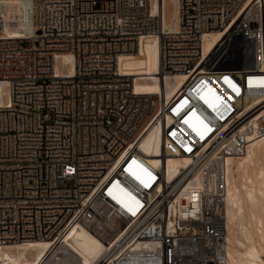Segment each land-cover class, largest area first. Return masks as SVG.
<instances>
[{
    "label": "built area",
    "instance_id": "built-area-1",
    "mask_svg": "<svg viewBox=\"0 0 264 264\" xmlns=\"http://www.w3.org/2000/svg\"><path fill=\"white\" fill-rule=\"evenodd\" d=\"M30 18L34 36L13 37L0 14V246L46 239L49 264L84 227L93 264H225V159L264 137V0H178L175 31L150 0H32ZM144 34L176 90L119 70ZM171 156L189 163L169 176Z\"/></svg>",
    "mask_w": 264,
    "mask_h": 264
},
{
    "label": "bare ground",
    "instance_id": "bare-ground-1",
    "mask_svg": "<svg viewBox=\"0 0 264 264\" xmlns=\"http://www.w3.org/2000/svg\"><path fill=\"white\" fill-rule=\"evenodd\" d=\"M32 0H0V14L4 32L8 36H34L35 25L30 18ZM158 12L164 29L175 31L178 25V0H150ZM173 10L171 11V9ZM217 35L214 37V39ZM56 70L72 72L69 54H63L55 64ZM119 70L134 77L135 91L157 93L163 89L170 93L180 87L184 75L159 78L158 38L144 34L133 52L121 53ZM159 137L156 130H149L140 147L147 153L158 155ZM158 163L156 157H150ZM185 156H171L166 160L167 174L175 175L186 167ZM223 176L226 184L224 202L225 264H264V137L253 141L237 157H226ZM50 243L46 239L25 241L16 245L0 246V264H37L48 254ZM101 241L84 227L72 231L66 238L62 251L49 264H93L101 254Z\"/></svg>",
    "mask_w": 264,
    "mask_h": 264
},
{
    "label": "snow or ice",
    "instance_id": "snow-or-ice-1",
    "mask_svg": "<svg viewBox=\"0 0 264 264\" xmlns=\"http://www.w3.org/2000/svg\"><path fill=\"white\" fill-rule=\"evenodd\" d=\"M225 80H227V77L224 78ZM207 103V101H205ZM209 107H212L211 105H209ZM196 116V113L193 111L191 116L188 118V119H185L183 121V123L185 124H189L190 123V120L192 119V117H195ZM189 151H191V149H189ZM133 163H135V161H133ZM125 171H129V169H125ZM130 175L133 176L134 179L138 180L140 183H143V181L140 179L139 176H136L134 173H130ZM149 175H151V173H149ZM144 187H149V185L147 184H144ZM109 195H111V191H109L108 193ZM113 199H115V197H113ZM133 215H135V213H133Z\"/></svg>",
    "mask_w": 264,
    "mask_h": 264
},
{
    "label": "rangeland",
    "instance_id": "rangeland-1",
    "mask_svg": "<svg viewBox=\"0 0 264 264\" xmlns=\"http://www.w3.org/2000/svg\"><path fill=\"white\" fill-rule=\"evenodd\" d=\"M173 10V8L171 9V11ZM168 29V28H167Z\"/></svg>",
    "mask_w": 264,
    "mask_h": 264
}]
</instances>
